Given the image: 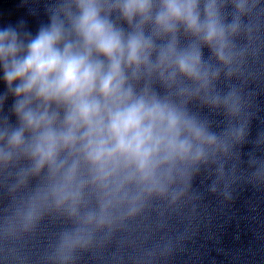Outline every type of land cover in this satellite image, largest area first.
<instances>
[{
	"label": "clouds",
	"instance_id": "9594fccd",
	"mask_svg": "<svg viewBox=\"0 0 264 264\" xmlns=\"http://www.w3.org/2000/svg\"><path fill=\"white\" fill-rule=\"evenodd\" d=\"M47 17L0 25V238L63 222L50 264H73L204 171L228 196L239 146L264 180L245 87L264 0H20ZM207 49V53H205Z\"/></svg>",
	"mask_w": 264,
	"mask_h": 264
},
{
	"label": "water",
	"instance_id": "95a60500",
	"mask_svg": "<svg viewBox=\"0 0 264 264\" xmlns=\"http://www.w3.org/2000/svg\"><path fill=\"white\" fill-rule=\"evenodd\" d=\"M46 19L43 11L28 27L35 31ZM253 23L258 51L250 59L252 75L245 87L251 93L254 138L264 130V4L254 10ZM252 148L250 142L239 146L228 196L222 186L211 191V178L201 171L181 200L152 202L79 251L73 264H264V180L250 178L247 154ZM7 202L0 188V209ZM62 226L58 218L45 216L31 232L0 238V264H50L48 255Z\"/></svg>",
	"mask_w": 264,
	"mask_h": 264
}]
</instances>
